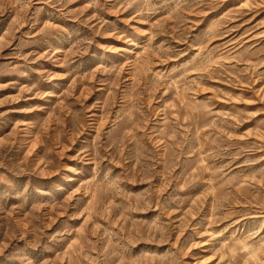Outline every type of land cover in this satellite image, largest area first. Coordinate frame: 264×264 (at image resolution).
<instances>
[{"label": "rangeland", "instance_id": "obj_1", "mask_svg": "<svg viewBox=\"0 0 264 264\" xmlns=\"http://www.w3.org/2000/svg\"><path fill=\"white\" fill-rule=\"evenodd\" d=\"M0 264H264V0H0Z\"/></svg>", "mask_w": 264, "mask_h": 264}]
</instances>
